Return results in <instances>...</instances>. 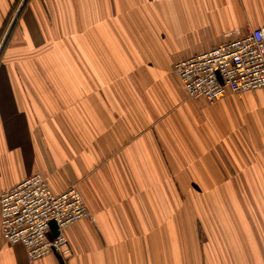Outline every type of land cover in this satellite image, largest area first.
Returning <instances> with one entry per match:
<instances>
[{
  "label": "crops",
  "instance_id": "1",
  "mask_svg": "<svg viewBox=\"0 0 264 264\" xmlns=\"http://www.w3.org/2000/svg\"><path fill=\"white\" fill-rule=\"evenodd\" d=\"M33 1L0 63V194L37 172L89 213L68 256L0 231V264H264V88L210 102L174 70L264 0Z\"/></svg>",
  "mask_w": 264,
  "mask_h": 264
},
{
  "label": "built area",
  "instance_id": "2",
  "mask_svg": "<svg viewBox=\"0 0 264 264\" xmlns=\"http://www.w3.org/2000/svg\"><path fill=\"white\" fill-rule=\"evenodd\" d=\"M174 70L188 97L215 102L228 92L264 88V24L209 50L179 59ZM1 230L8 244L23 243L29 261L50 253L70 254L65 227L88 216L76 185L54 192L40 173H31L0 194ZM58 233L51 235V223Z\"/></svg>",
  "mask_w": 264,
  "mask_h": 264
},
{
  "label": "rangeland",
  "instance_id": "3",
  "mask_svg": "<svg viewBox=\"0 0 264 264\" xmlns=\"http://www.w3.org/2000/svg\"><path fill=\"white\" fill-rule=\"evenodd\" d=\"M33 2V0H0V63L3 59L12 58L8 55L7 49L12 46L14 32L19 28L23 17H28Z\"/></svg>",
  "mask_w": 264,
  "mask_h": 264
},
{
  "label": "water",
  "instance_id": "4",
  "mask_svg": "<svg viewBox=\"0 0 264 264\" xmlns=\"http://www.w3.org/2000/svg\"><path fill=\"white\" fill-rule=\"evenodd\" d=\"M51 235H56L58 233V230H57V225L55 224V222H52L51 223Z\"/></svg>",
  "mask_w": 264,
  "mask_h": 264
}]
</instances>
